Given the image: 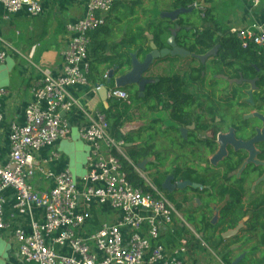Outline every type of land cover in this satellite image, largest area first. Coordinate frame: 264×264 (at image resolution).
I'll return each instance as SVG.
<instances>
[{"label":"built area","instance_id":"obj_1","mask_svg":"<svg viewBox=\"0 0 264 264\" xmlns=\"http://www.w3.org/2000/svg\"><path fill=\"white\" fill-rule=\"evenodd\" d=\"M118 1L89 0L85 15L66 26L69 40L62 50L61 72L54 74L50 67H36L41 71V78L33 83V101L24 110V122L14 121L9 125V156L5 161L0 157V229L10 226L4 209L7 190L15 192L18 214L32 216L36 208L44 212L43 223L33 222L30 232L14 231L26 264H180V255L187 252V246L181 245L167 254L159 242L161 227L172 225L176 217L182 219V216L137 165L135 171L144 185L135 186L129 180L118 156L127 158L126 144L112 135L104 112L81 107L86 123L80 127V137L91 149L79 180L69 170L54 175L44 169V165L59 158L57 152L44 160L37 157L41 150L54 147L70 135L71 123L67 115L79 107L72 89L89 84L90 34L105 24ZM244 1L254 7L262 2ZM0 4L4 18L21 12L35 17L44 11L42 0H0ZM189 9L204 18L207 5L199 0ZM231 32L241 39L244 47L252 42L264 51V23H254L245 29L233 27ZM11 51L18 50L0 35V65ZM103 79L95 90L106 87L108 100L129 98L125 89L105 84L109 73ZM6 94L7 90L0 88V99ZM3 121L0 106V125ZM38 173L53 179L54 186L37 188L34 179ZM96 204L119 211L121 219L114 224L104 223L92 234L77 236V229L91 218L92 207ZM53 244L68 245L70 252H58L52 248Z\"/></svg>","mask_w":264,"mask_h":264},{"label":"trees","instance_id":"obj_2","mask_svg":"<svg viewBox=\"0 0 264 264\" xmlns=\"http://www.w3.org/2000/svg\"><path fill=\"white\" fill-rule=\"evenodd\" d=\"M145 1L119 0L112 11L121 8L124 10L122 15L120 14L114 19L111 22L112 25L107 23L106 18L105 24L90 34V37L94 39L93 42L91 40L90 45L93 48L92 56L95 61L99 60L100 53L105 52L110 46V42L115 38V28L119 31L123 30L126 36L130 35L129 30H131L132 24L140 20L131 19L138 10H142L146 22L144 24L151 22L156 30V39L160 50L169 47L167 39L172 34L171 30L176 27L181 30L176 37L178 46L183 47L191 54L206 55L214 48H218L216 55L209 57L206 61L193 56L182 58L171 55L157 59L150 70L146 72V77L154 79V82L146 86L144 97L140 96L138 90L132 93V87H124L123 89L129 93V98L124 101H114L109 109H103L102 112L106 114L110 123L112 135L123 140L126 144L127 158L118 156L123 162L129 180L135 186H143L145 182L135 171L134 166L152 155L160 163H152L153 166L158 167V165L164 164L166 156L163 153V139L164 137L169 138L171 136L169 131L175 130L172 126L167 130L164 126L162 128L161 122L157 123L161 119L149 122L146 126L138 127V129L126 130L128 121L133 119L132 117L135 119L137 114H139L140 120H145L151 111L159 110V107L163 106H173V118L177 122L183 124L195 122L198 124V130L208 131L212 127L211 123L216 122L217 119L225 124H228L227 121H231L234 126H238V129H245L246 132L250 130L248 134L241 135L245 139L253 138L256 135L255 127L259 125L262 127V122L258 118H245V116L253 111L264 114V51L252 42L244 47L241 39L218 19L214 8L207 4L212 3L213 0H204L207 10L204 18L198 16L200 19L198 24L186 20V14L179 15L173 21L168 17H161L160 13L167 11L161 7V4L171 3L173 11L179 7L189 8L199 0H168L166 2H164L165 0H151V6L144 5ZM195 12L190 16L197 15ZM133 36L140 41L149 39L144 33H141L140 36L133 33ZM120 47L122 46L119 45L116 50L117 54L121 51ZM149 50L144 51V56L150 52ZM129 60L131 59L129 58ZM169 61L171 62L170 69H164V72L157 74L153 73V67ZM129 69L130 67H127L119 72L124 74ZM106 73L104 72V75ZM220 76L228 77L229 82ZM256 78L258 79L257 89L253 93L251 102L249 91L252 85L248 81ZM240 79H245V81L238 83ZM223 87L231 88V90L223 92ZM219 89L221 91L217 92ZM152 100L155 103L151 104ZM194 107L199 109L201 114L195 115L194 112L193 115ZM232 108L250 111L239 114L233 112ZM215 132L218 131L215 129ZM171 142L175 143L176 141L172 138ZM192 142L194 141L192 140ZM200 143L209 152L215 150L214 141L206 143L201 140ZM257 144H260L261 147L259 157L264 159V141ZM246 156L244 150L235 149L219 170L206 168L207 165L202 166L201 171L203 170L204 174L195 170L194 166L190 169L186 168L185 171L177 167L174 173L180 180H190L202 186L201 188L187 189L185 192L192 191L194 194L192 193V196L185 195L183 202L164 192L162 184L167 175L166 172L159 171L158 177L154 179V185L166 194L178 210L181 209L182 204L194 201L199 194L200 206L198 209L186 213V221L194 227L198 234H203L204 240L210 247L216 250L220 249L218 254L224 264H234L237 258H233V252L229 250L228 244L224 245L222 237L219 242L214 244L215 235L218 232L238 227L243 228L242 232L249 236L247 242L255 241L250 250L251 255L261 252L260 258L246 257L238 264H264V190L252 195L250 201H245L248 193L252 194L248 185L252 184L253 186L264 175V167L248 164L242 169ZM198 161L204 164L208 163L206 158ZM240 170L241 172L238 174ZM258 185H264V180ZM213 205L218 207H213ZM216 211H219L217 218L214 213ZM177 231L186 232L185 228L180 226ZM174 232L177 233L176 231L170 233L173 235ZM209 233H211V238L208 237Z\"/></svg>","mask_w":264,"mask_h":264},{"label":"crops","instance_id":"obj_3","mask_svg":"<svg viewBox=\"0 0 264 264\" xmlns=\"http://www.w3.org/2000/svg\"><path fill=\"white\" fill-rule=\"evenodd\" d=\"M88 1L89 0H42L44 11L40 16L34 17L25 12H21L9 15L7 18L3 17L5 12L0 4V35L19 51H11L7 60L0 65V69L5 70L9 78L6 81H2L4 84L0 83V88H5L7 90V94L0 99V106L4 114V121L0 125V157L4 161L7 160L10 151L8 140L10 123L15 121L22 124L24 122V110L26 106L33 101L32 86L36 80L41 78V67H50L54 74H59L61 72L64 64L62 50L66 47L69 40L66 26L85 15ZM217 1H219L220 10H224L226 13L227 17L224 22L230 29L233 27L245 29L254 23H264V0H262L261 5L258 7H254L250 2L244 0ZM119 10L121 11L122 9H116L108 14L107 23H109V25H112L111 22L117 18L116 13ZM184 14H186V20H190L196 24L199 23V19L194 15L190 16V12ZM131 19L140 20L132 24L131 30H129L130 35L126 36L123 30L119 31L115 28V38L110 42L108 49L100 53L99 60L95 61L92 54L91 57H89V84L72 89L73 93L78 98L79 107L75 108L67 115L71 123L70 135L57 142L54 147L43 149L37 154V157L41 160L48 158L54 151L59 154L58 159L44 165L46 171H52L54 175H57L69 170L77 180L82 177L91 146L80 137V127L86 123L81 107H84L88 111H103L104 108L109 109L114 101H105L103 93L95 90L97 85L104 82V72L110 73L111 70H116L112 82L109 84L108 81H105L107 86H115V80L123 75L119 71L131 67L130 62H132V53H136L142 60L144 58V51L147 49H150L149 51L152 50V43L156 44L159 48L156 39V30L153 28L151 22L144 24L146 22L142 10H138L137 14L131 17ZM142 24L143 26H141ZM175 29L177 30V37V34L181 30L178 27L172 30ZM133 33L134 35L137 33L139 36L141 33H144L148 37L152 35L153 40L149 37L147 41H140L137 37L133 36ZM171 35H169L168 39ZM91 40L92 42L94 41L92 37ZM119 45L122 47H120L121 51L117 54L116 50ZM128 56L131 59L129 62L126 60ZM23 60L32 63L31 65L35 67V73L32 74L31 70L29 72L24 71V66L22 64V62H24ZM169 64H171L170 61L163 64L160 63L158 66L153 67L152 71L154 74L164 72V69L171 68ZM36 67H40V69ZM91 73L92 76H90ZM32 78H34L33 81ZM130 87L135 86L132 85ZM138 116L139 114H137V119L139 118ZM143 126L146 125H141L140 127ZM134 129H138V127H129L126 125V130L131 131ZM148 160H150V158H148ZM149 164L150 162L146 166L145 173L149 171ZM34 185L39 189H51L54 186V180L45 177L44 174L38 173L34 179ZM252 187L251 184L248 185L251 191L250 193L252 194L248 193L245 198L246 202L250 201L252 195H256L264 190V185ZM192 193V191H188L186 196H192L194 194ZM198 196L196 203L199 207L201 201L198 200ZM5 198L6 203L4 209L10 226L7 229H0V264H26L20 253V244L14 231L16 229H21L30 232L33 222L39 224L43 223L44 212L41 208H36L32 216L28 214L20 215L15 209V192L13 190H7L5 192ZM178 201H180L179 197ZM183 205L184 204H182L180 210H183ZM213 207L218 206L213 205ZM189 211L194 210L189 208L186 210L184 209L182 219L175 218L172 225H164L161 227L159 242L164 246L166 253L171 254L181 245H185L187 246V252L180 255V264H224L218 254L220 249L216 250L210 247L207 242L208 246H206L203 241V234H198L200 236L198 238V235H196L197 232L194 230L196 232L195 234L188 228L192 226L186 221V213ZM218 212L219 211L214 212L216 218L218 217ZM91 214V218L77 229V236L92 234L98 231L104 223L114 224L122 217L119 211L109 206L99 204L92 207ZM12 215H14L15 218H11ZM179 226L182 228L184 227L186 232L180 233L177 231ZM242 230L243 228H235L221 233L218 232L213 241L215 244L221 240V237L224 239V245L228 244L229 250L233 252V258H237L234 264H238L246 257H261V252L251 255L250 250L255 241L247 242L249 236L245 232H242ZM172 231H176L177 233L174 232L175 234L172 235L170 233ZM230 231H235V233H228ZM210 235L211 233H209L208 237H210ZM52 248L64 254L70 252V247L68 245L60 246L53 244ZM212 251L216 252L215 255L217 260L210 255Z\"/></svg>","mask_w":264,"mask_h":264},{"label":"flooded vegetation","instance_id":"obj_4","mask_svg":"<svg viewBox=\"0 0 264 264\" xmlns=\"http://www.w3.org/2000/svg\"><path fill=\"white\" fill-rule=\"evenodd\" d=\"M222 77V76H220ZM226 77V76H225ZM225 81L229 82V78L226 77H222ZM151 104H153V102L151 101ZM165 109V111L168 113V121H166V119L164 120H160V117H156L155 114L157 112H159L161 109ZM229 110V109H227ZM233 112L235 113H245L248 112L250 110H245V109H241V108H232L231 109ZM192 114L195 115L197 114H201V112L199 111V109H197L196 107H194L192 109ZM173 106H163V107H159V110H154L151 111L149 116L151 117L150 122H153L154 120L159 119L161 122V127L166 128L165 130L169 129L168 127H174L175 130L169 131V135H171L169 138H165L163 139V153L166 156L165 160H164V164L158 165V167H155L152 165V163L155 164H160L157 160H155V156L152 155L150 156V166H149V171H151L152 177H153V182L154 179L158 177L157 173L159 171H163L166 172L167 175L163 181L162 185H166V189H164V192L167 193L170 196H173L175 199L179 200L181 202L185 201V195L187 192V189L191 188V187H187V188H183V189H178L177 185L179 182H187L190 180H180L179 177H177L174 173V171L177 169V167H179V169L181 170H186V168H191L192 166H194V169L197 170L198 172L200 171L201 174H204V172L202 173L201 171V167L202 166H206L209 167L212 170H219L220 166L222 164H224V162L226 161L227 158H229L231 156V154H233V150H235V148L230 145V144H226V151H225V155L222 156L220 158V160H217V162H214L216 165H213L211 163V159L218 153V156L220 155L222 149H221V145H220V135H229L231 133V130L234 131L235 137L237 139L243 140V141H249L251 140L252 137H248V138H243L241 135L243 133L248 134V132L250 131H245V129H238V126H234L231 121H227L228 124L222 123L220 121V119H217V121L211 123L212 127L208 130V131H202L201 129L198 130V124H196L195 122L191 123V124H183L180 122H177L174 118H173ZM251 113V112H249ZM246 115V114H245ZM244 115V116H245ZM260 126V125H259ZM257 126V127H259ZM257 127H255V130L257 129ZM261 127V126H260ZM186 130L184 132V130ZM215 129L218 131L217 133L215 132ZM237 130H239V132H237ZM153 131V130H152ZM237 132V134H236ZM244 134V135H245ZM194 135V136H193ZM255 135V134H254ZM174 138L175 139V143L171 142V139ZM192 140L194 142H192ZM203 140L207 143V141L213 142L216 145L215 150L212 152H209L207 149H205L203 147V144L200 143V141ZM262 143V142H261ZM256 149L258 150V159L261 161H264V159L259 157V154L261 153V147L260 144H256ZM236 150H244V153L247 154V156L244 158V160L246 161L249 157V152L245 149H236ZM247 152V153H246ZM217 156V157H218ZM206 158L208 160V163L204 164V163H200L198 160L199 159H204ZM157 159V158H156ZM243 160V162H244ZM154 171V172H153ZM182 175V173H181ZM206 175V174H205ZM209 175V174H207ZM257 176V174H256ZM170 178V179H169ZM169 179V181H168ZM191 182V181H190ZM193 183V182H192ZM195 184V183H193ZM197 185L198 188H201L202 186L200 184H195ZM252 186V184H251ZM187 204V203H186Z\"/></svg>","mask_w":264,"mask_h":264},{"label":"water","instance_id":"obj_5","mask_svg":"<svg viewBox=\"0 0 264 264\" xmlns=\"http://www.w3.org/2000/svg\"><path fill=\"white\" fill-rule=\"evenodd\" d=\"M186 12H193V11H192V9H189V8L179 7V8H177V9L171 11V12L165 11V12H161L160 14H161L162 17H168V18L172 19L173 21H175L179 17V15L184 14ZM176 31H177L176 29L172 30V35L167 41L169 47L160 50L156 46V44L152 43L151 44L152 50L150 52H148L144 56V58L142 60L138 57V55L136 53H132L131 54L132 62H131L130 69L115 80V86L119 87V88H124V87L132 86V85L137 86L140 96L144 97V95H145L144 91H145L146 86L148 84H151V83L154 82V79H150V78H147L145 76L146 72L148 70H150V68L152 67L153 63L157 59H159L161 57H166V56L171 55V56H179V57H182V58H187L189 56H193V57L198 58V59H200L202 61H206L209 57H211L213 55H216L218 47H216L213 50L209 51L206 55L191 54L190 52H188L183 47L178 46V44L176 42ZM149 37H150V39L153 40V36L152 35H149ZM115 71L116 70L113 69L109 73V80H108L109 84L112 82V79L114 78ZM222 77L226 78L225 76H222ZM257 80L258 79L256 78L254 80L248 81L252 85V88L249 91V93L251 95L250 96V101L251 102H252V99H253V93L257 89ZM244 81H245V79H240V80H238V83H242ZM100 92L103 93L104 100L108 101L107 88L104 87L102 90H100ZM245 118H258L262 122V127H258L256 129V135L249 141H243V140L237 139L235 137V134H234L233 130H231V133L229 135L221 134L220 137H219V139H220L219 143L221 145L222 151H221L219 156H218V153H217L210 160L213 165H216L214 162H217V160H220V158L225 155L226 144H230L235 149H245V150H247L249 152L248 153L249 157L244 162V164L242 166V169L245 168L248 164H254L256 166H263L264 167V161H261V160L258 159V150L256 149V144L258 142H260V141H264V114L259 112V111H253V112L247 114L245 116ZM185 131L186 130H184V132ZM149 162H150V160L146 159V160L140 162L137 166L141 170L146 171V166H147V164ZM240 172H241V170L238 172V174H240ZM169 179H168V181H169ZM263 180H264V175L261 178H259L253 184L252 188L256 187ZM177 187L180 190L183 189V188H187V187H191L193 189L198 188L197 185L193 184L190 181L179 182ZM163 189H166V185H163ZM238 228H240V227H238ZM228 233H235V231H230ZM240 258H242V257H240Z\"/></svg>","mask_w":264,"mask_h":264},{"label":"rangeland","instance_id":"obj_6","mask_svg":"<svg viewBox=\"0 0 264 264\" xmlns=\"http://www.w3.org/2000/svg\"><path fill=\"white\" fill-rule=\"evenodd\" d=\"M166 1H168V0H165L164 2H166ZM209 6H211V7H213L214 8V10H215V14L217 15V17H218V19L220 20V21H222L223 23H225L224 21H226V13H225V11L224 10H220V4H219V1H214L213 0V2L211 3H207ZM144 5H146V6H151V0H146L145 1V4ZM161 7L162 8H164L165 10H167L168 12H171L172 11V5H171V3H166V4H161ZM124 10H122V11H118L117 13H116V16L117 17H119V15L121 14L122 15V12H123ZM191 14L192 13H194V12H190ZM197 15H194V16H196L198 19H199V13L198 12H195ZM199 23H200V19H199ZM92 45H90V47H89V57H91V54H92ZM126 60L129 62V57H126ZM24 62H22V64H23V66H24V71L25 72H29L30 70H31V72H32V74L33 73H35L34 72V70H35V67L34 66H32L31 64V62L29 61H26V60H23ZM98 67H99V65H98ZM42 68V67H41ZM6 76V77H5ZM7 79H9L8 78V76H7V74L5 73V70H3V69H0V83L1 84H4V83H2V81H6ZM34 80V78H32V81ZM223 89V92H229L230 90H231V88L230 89H227L226 87H223L222 88ZM138 90V87L137 86H135V87H132V89H131V91H133L132 93H134V92H136ZM220 92L221 91V89H219V90H217V92ZM218 95H220V93H218ZM152 102L153 103H155L153 100H152ZM150 116H152V115H150ZM150 116H148L144 121H141L140 120V118H138L137 119V117H135V119H134V117H132L133 119H131V120H127L128 121V124H127V126H129V127H134V126H136V127H140L141 125H147L149 122H150V120H151V117ZM155 116L156 117H160L161 118V120H165L166 119V121H168V113L165 111V109H161L159 112H157L156 114H155ZM139 117V116H138ZM157 123H159V121L157 122ZM112 124V123H111ZM161 124V123H160ZM144 172V171H143ZM146 172V171H145ZM154 172V171H153ZM147 178L151 181V182H153V177H152V175H150L151 174V171H147ZM196 200H197V198L194 200V201H192L191 203H187V204H184L183 205V210H178V212L181 214V216L183 217V211H184V209L186 210V209H191V210H196V209H198V204L196 203ZM201 203V202H200ZM176 218H178V217H176ZM184 219V218H183ZM189 229H190V231H192L193 233H195L196 234V232L194 231V228H193V226H189L188 227ZM196 235H198V233L196 234ZM200 236L198 235V238H199ZM204 242H205V244H206V246H208V244L206 243V241L205 240H203ZM208 250H209V248H208ZM216 252L215 251H212V253L210 252V255L211 256H213L216 260H217V257H216Z\"/></svg>","mask_w":264,"mask_h":264}]
</instances>
